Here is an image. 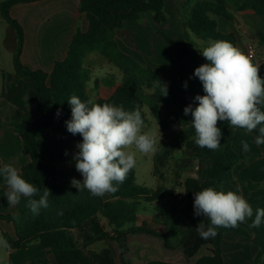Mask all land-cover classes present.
<instances>
[{"label":"trees","instance_id":"trees-1","mask_svg":"<svg viewBox=\"0 0 264 264\" xmlns=\"http://www.w3.org/2000/svg\"><path fill=\"white\" fill-rule=\"evenodd\" d=\"M37 1L41 0H6L0 5V13L16 34L17 48L13 59L15 73L19 78L29 80L34 88L31 99L33 112L26 113L21 121L11 124L23 141V154L31 158L19 172L22 178L40 190L33 198L39 199L44 187L49 189L52 195L48 197L49 207L41 209L39 215H33L26 206L27 198H21L20 203L16 205V214H0V221L13 223L16 230L15 239L3 232L4 241L8 245L6 248L19 250L37 243L42 250L53 253L58 264H117L106 246L108 240L117 244L122 264H131L128 259L129 235L135 234L158 237L163 240L165 247L175 248L160 226L154 227L145 222L141 226L135 225L139 221L137 213L140 206L143 203H154L164 196L161 189L151 191L139 185L136 182L135 167L128 172L125 181L118 185V191L106 194L108 199L105 200L104 196H92L86 189L78 190L59 182L58 166L66 157L61 154L54 162L47 163L40 144V139L54 124L63 127L67 139L82 141L79 134L74 136L67 131L65 122L71 119L68 100L73 95L85 102L91 100L89 83L92 80V70L85 66V59L97 52L124 74V81H106L105 85L110 89V94L98 98L94 103L122 105L127 111L138 108L141 112L145 102L143 97L146 96L144 89L154 87L151 98L165 112L159 113L162 131H167L171 122H176L180 127L179 134L174 132L180 142L178 146L184 154L180 167L187 169L195 160L210 162L203 169L201 176L188 177L179 184L184 186L188 210L194 211L195 192L207 187L222 191V184L234 180L233 169L247 157L246 155L237 153L230 144L220 145L217 150L211 151L200 148L194 142L195 130L191 126L193 117L191 113L184 115V108L189 104L195 108L198 101L194 98L205 93L202 82L197 77L190 88L184 86L185 82L187 83L185 65L190 56V43L171 37L152 24L154 22L163 25L168 21L166 0H80L79 12L85 15L88 29L83 31L77 24L66 57L55 61L51 72L43 69L33 70L21 62L25 31L10 13L11 8L17 4ZM229 6H234L237 11L252 10L264 17V0H197L193 5L189 0H183L179 7L182 26L205 42L210 39L224 40L238 48L236 34L221 32L217 22L219 17L234 21L235 15L230 12ZM149 17L150 29L169 44L178 57V87L160 72L125 53L118 44L116 31L124 29L125 21L142 22ZM259 45L264 47V36ZM259 75L264 78V65L261 66ZM110 84L111 88L108 87ZM163 85L167 86V96L162 95ZM217 126L221 128L222 134L231 128L228 122L224 121L218 122ZM248 133L257 135L256 132ZM172 150L170 147L168 154ZM179 178L180 176H177V182ZM1 184H6L3 177H0ZM255 186L250 184L251 188ZM257 208H264V204L253 209V217L247 220L251 226ZM58 212L63 214L58 215ZM104 220L107 224H104ZM202 221L206 226L210 224L207 217L190 218L188 232L176 246L183 253L185 263L152 260L147 264H224L222 241L227 233L252 239L258 246L255 264L261 263L264 258V222L259 227L252 226L253 234L239 225L237 228L220 227L214 238L202 239L195 229ZM204 247H209L210 254L192 263L191 260ZM27 264L51 263L47 258H41Z\"/></svg>","mask_w":264,"mask_h":264},{"label":"crops","instance_id":"crops-1","mask_svg":"<svg viewBox=\"0 0 264 264\" xmlns=\"http://www.w3.org/2000/svg\"><path fill=\"white\" fill-rule=\"evenodd\" d=\"M182 1L166 0L168 21L163 25L154 22L152 24L169 36L190 43V56L185 65L187 86L190 88L196 78L194 76L195 69L207 63L202 54L200 53L201 55H199L195 51V47L203 49L208 45V42L198 39L190 30L183 28L179 12ZM196 1L190 4L193 5ZM79 3L80 0H41L26 3L22 5L24 7L15 5L11 8L10 13L18 19L25 31V43L21 54V62L25 66L33 70L43 69L51 72L55 61L66 57L78 21L81 22L83 31L88 29L85 15L79 12ZM228 8L235 15L234 21L219 17L217 18L218 26L221 24L225 33L236 34L238 48L245 55L248 56L250 47L255 49L256 54L252 62L260 66V71L261 66L264 65V47L259 45L260 39L264 36V17L252 10L237 11L234 6H229ZM149 21L151 23L150 17L142 22L125 21L124 29L116 31L118 44L125 53L131 55L143 65L150 66L160 72L178 87L180 79L178 57L171 46L150 29ZM219 30L222 31L220 26ZM129 31L132 36L130 41ZM7 40L10 43L8 47L10 54L14 59L17 40L13 29L8 30ZM92 54L87 56V58H91L94 64L86 66L92 70V80L89 85L94 84L95 88L101 92L107 88L105 82L108 80L124 81V74L120 70L121 75L116 73V71L113 72L112 69L110 72H106L105 63L103 64L99 58ZM1 57H3L2 52H0V164L1 166L10 164L20 171L23 166L31 161V158L23 154V141L20 135L11 127V124L21 121L26 113L33 112L34 107L31 99L34 95V88L29 80L21 79L16 75L13 62L11 67L5 69L2 65ZM255 137L247 131L231 127L222 134L220 144L221 146L230 144L237 153L247 156L234 167V180L222 184V191L231 190L242 194L253 209L264 204V145H256ZM242 141H247L249 144L250 150L247 153L242 150ZM80 142L82 141L67 139L66 133L60 124H54L46 135L40 139L42 153L47 163L54 162L61 154L66 157V160L60 162L58 166L59 182L71 186L73 178L82 182L83 177L76 170L75 161L73 160V156L78 151L76 145ZM66 152L67 155L65 154ZM197 162H199V176H201L203 169L210 162L195 160L192 166ZM183 181L184 179L179 178L177 184L179 185ZM250 184L256 186L251 188ZM6 192L7 185L1 184L0 214H15L17 213V206L8 205L5 197ZM104 197H106L105 200L108 199L107 195ZM179 198L183 199L184 197L180 196ZM185 202L187 206L186 198ZM197 217L194 216L192 219ZM175 219L176 214L169 216L167 214L166 222L154 220L153 223L164 229L167 237H169L167 227H169V230L170 227L171 230L176 228V226L172 227ZM103 222L107 224L106 220ZM0 225L3 232L8 233L14 239L16 238V230L13 223L0 221ZM240 225L245 227L250 234H253V228L247 221ZM135 235L150 236L139 242V244L129 246L131 251L129 255L132 256L131 254L137 253L142 261L140 264H147L152 260L174 262L175 258L170 253L172 248L165 247L162 239L148 234ZM151 237L158 238V244H155L156 241H152L155 239H150ZM106 246L110 249L117 264H120L118 262L120 260V250L117 244L108 240ZM6 250V258H2L0 262L27 264L33 260L47 258L51 264H58L54 254L48 250H42L37 243H32L26 248L19 250H8L7 248ZM222 250L224 264H255L258 246L250 238L227 233L222 241ZM163 251L171 255L168 260L167 258L164 259L160 254ZM208 254H210L209 247H204L191 262L194 263L198 258ZM177 255L182 257L180 263L186 262L180 249H178ZM260 264H264V258Z\"/></svg>","mask_w":264,"mask_h":264},{"label":"clouds","instance_id":"clouds-1","mask_svg":"<svg viewBox=\"0 0 264 264\" xmlns=\"http://www.w3.org/2000/svg\"><path fill=\"white\" fill-rule=\"evenodd\" d=\"M207 63L197 67L194 76L202 82L205 95L194 99L198 105L184 108V115L191 113V126L195 130L194 142L200 148L215 151L220 147L222 132L218 122L224 121L233 128L256 132V145H264V78L259 75V65L232 43L224 40H209L200 51ZM185 88L187 83L185 82ZM162 95L167 96V86L163 85ZM71 119L66 128L72 135L79 134L82 142L76 145L78 151L73 156L76 170L83 180L72 179L73 187L88 190L92 196L103 197L118 191V185L127 178L135 167V148L142 154L157 151L154 133L142 131L144 121L140 110L127 111L122 105L82 101L73 95ZM59 109L57 115H59ZM160 144V141H159ZM161 145V144H160ZM242 150H250L247 141H242ZM67 155V152L65 153ZM0 177L6 182L5 197L9 206H16L21 198H27V207L33 215L49 207L51 191L39 189L26 181L19 170L5 164L0 167ZM194 215L207 217L209 225L202 221L195 227L202 239L214 238L217 229L237 228L254 215L253 207L246 198L236 191H217L212 187L194 193ZM62 215V212H58ZM264 222V208L255 210L253 227ZM0 245L8 247L0 237Z\"/></svg>","mask_w":264,"mask_h":264},{"label":"rangeland","instance_id":"rangeland-1","mask_svg":"<svg viewBox=\"0 0 264 264\" xmlns=\"http://www.w3.org/2000/svg\"><path fill=\"white\" fill-rule=\"evenodd\" d=\"M2 1L6 0H0V5ZM190 3L194 2L195 0H189ZM26 3H20L17 4L18 6L21 5V7H24ZM12 15V14H11ZM13 16V15H12ZM15 18V17H13ZM16 19V18H15ZM18 20V19H17ZM78 24L81 26V22L78 21ZM220 29L223 32V28L221 24L219 25ZM11 26L4 20L0 13V52H2L1 60L2 65L5 67V69H8L12 66L13 57L10 54L9 51V41L7 40V34L8 30H11ZM225 33V32H223ZM132 39L131 32L129 31V41ZM195 51L199 55L200 49L199 47H195ZM99 58L102 63H105V71L110 72L116 71V73L120 74V71L114 67L113 65L109 64L106 59L101 56L99 53L94 52L92 54ZM14 63V62H13ZM93 60L91 58L85 59V66H92ZM117 81V80H115ZM123 82V81H121ZM109 88L112 87L108 86ZM154 87H146L144 89V92L146 94L144 99V107L141 111V116L144 121L142 131H148L155 134L157 139V151L150 154H142L135 148L129 149V151H135L136 152V164H135V170H136V182L145 187L148 190L156 191L157 189H161L164 193V196L159 197L154 203H143L140 208L138 209V217L139 221L135 223L136 226H141L143 223H148L151 226L157 227V224H154L153 221H164L166 222L167 214L172 215L176 214V219L172 223V227L176 226V228L169 230V227H167V234L168 238L171 242V244L175 247L170 249L171 255L175 258L174 262L181 261V256H178V248L176 247L180 239L183 238L182 236L187 233L188 228L190 226V219L193 218L194 211H190L187 209L186 202H185V189L183 184L178 185L177 182V176H180L181 179H185L188 177H197L199 176V162L194 164L193 166L185 169L183 167H180V162L184 158L183 150L180 149L178 146V136L174 133L177 132L179 134L180 127L176 122H171L168 126L167 131H162V125L161 121L159 119V113H165L164 110L156 104L155 101L151 98V94L154 93ZM110 89L106 88L103 91H99L95 88L94 84L89 85V93H90V99L95 102L98 100V98L104 97L109 93ZM166 117V115H164ZM167 119H169L167 117ZM160 141V144H159ZM172 147L173 150L168 154V149ZM183 181V182H184ZM183 196V199H180L179 197ZM106 198V197H104ZM16 214V213H15ZM0 237L3 238V231L0 225ZM145 235H129V245H136L139 244V242L144 241L147 239ZM155 239L152 241H156L155 244H158V238H150ZM103 243V242H102ZM173 250V251H172ZM6 247H3L0 245V261L3 258H6ZM131 252V251H130ZM130 254V253H129ZM162 257L165 259L168 257L170 258L171 255H169L166 252H160ZM132 256L128 255V259L131 264H140L141 258L135 254H131ZM166 256V257H164ZM120 264H122L121 260L118 261ZM0 264H9V262L4 261L0 262Z\"/></svg>","mask_w":264,"mask_h":264},{"label":"built area","instance_id":"built-area-1","mask_svg":"<svg viewBox=\"0 0 264 264\" xmlns=\"http://www.w3.org/2000/svg\"><path fill=\"white\" fill-rule=\"evenodd\" d=\"M255 54H256V51L253 47H250L249 48V51H248V56L253 59L255 57Z\"/></svg>","mask_w":264,"mask_h":264}]
</instances>
